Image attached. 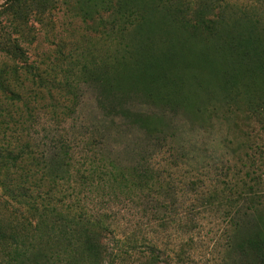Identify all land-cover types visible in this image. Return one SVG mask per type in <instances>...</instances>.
I'll return each mask as SVG.
<instances>
[{
	"label": "rangeland",
	"instance_id": "374dc122",
	"mask_svg": "<svg viewBox=\"0 0 264 264\" xmlns=\"http://www.w3.org/2000/svg\"><path fill=\"white\" fill-rule=\"evenodd\" d=\"M6 1L0 0V73L6 78L0 95L15 91L23 102L31 101L30 129L39 150L48 151L57 134L84 138L91 155L124 172L161 168L176 188L167 197L168 224L152 229L162 259L254 264L247 240L264 242V206L237 233L231 252L226 216L205 208L189 215L183 206L190 207L187 199L194 193L187 188V195L182 186L196 180L201 191L233 174L229 168L235 163L248 164L250 157L259 164L264 119L255 111H264V76L232 52L241 34L264 49V0H13L10 6ZM204 4L208 16L199 14ZM226 4V10L217 8ZM219 14L221 24L210 32L208 21ZM23 66L33 72L29 81L12 73ZM67 80L74 85L71 101L58 100L73 110L58 125L47 106L54 87ZM173 194L176 201L183 195L176 206ZM129 215L120 216L125 230L139 221Z\"/></svg>",
	"mask_w": 264,
	"mask_h": 264
},
{
	"label": "trees",
	"instance_id": "16d2710c",
	"mask_svg": "<svg viewBox=\"0 0 264 264\" xmlns=\"http://www.w3.org/2000/svg\"><path fill=\"white\" fill-rule=\"evenodd\" d=\"M11 2L7 0L6 6ZM205 6H198L202 16L211 11ZM228 6L217 8L226 10ZM116 11L126 18L122 8ZM220 18L221 14L208 21L210 32L221 24ZM244 37L247 39L243 43ZM256 42L241 34L232 54L238 59L248 58L264 76V49ZM17 51L19 60L23 59L19 46ZM22 69L13 70L14 78L29 81L27 77L33 72L28 67ZM4 74L5 71L0 73L1 86L6 81ZM73 87L71 80L54 87L53 104L47 106L46 113L58 125L64 124L73 110L59 104L58 96L71 101L68 96ZM11 93L12 96L0 95V251H5L0 252V264H171L173 260L162 259L152 229L165 228L171 218L164 212L170 207L167 197L173 185L176 192L174 180L169 178L172 175L148 166L121 171L116 164H106L91 155L84 138L67 139L53 134L48 151H40L37 139L31 135L30 126L35 122L31 101L23 102L20 93ZM255 114L264 119V111L257 110ZM262 130L258 165L257 160L248 157V164L235 163L229 168L233 174L214 179L201 191H197L196 180L182 186L186 194L187 188L194 193L187 199L190 207L183 206L189 215L205 208L226 216L231 252L237 233H243L264 206ZM255 187H261L260 191H254ZM182 196L176 201L173 194V205ZM126 214L139 221L125 230L120 216ZM247 244L254 253V264H264V242L255 244L248 239ZM244 247L242 242L238 244L240 251ZM179 256L181 260L180 253L175 257Z\"/></svg>",
	"mask_w": 264,
	"mask_h": 264
}]
</instances>
